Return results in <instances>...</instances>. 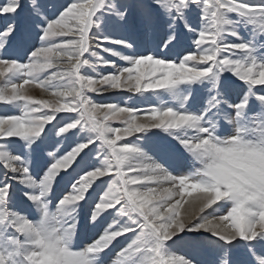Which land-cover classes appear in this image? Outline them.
<instances>
[{
    "label": "snow or ice",
    "instance_id": "obj_1",
    "mask_svg": "<svg viewBox=\"0 0 264 264\" xmlns=\"http://www.w3.org/2000/svg\"><path fill=\"white\" fill-rule=\"evenodd\" d=\"M0 105V264H264V0H0Z\"/></svg>",
    "mask_w": 264,
    "mask_h": 264
},
{
    "label": "rangeland",
    "instance_id": "obj_2",
    "mask_svg": "<svg viewBox=\"0 0 264 264\" xmlns=\"http://www.w3.org/2000/svg\"><path fill=\"white\" fill-rule=\"evenodd\" d=\"M25 89H26L27 94L32 95L36 98H46L50 100L52 99L49 93L44 92L42 88L37 87L34 84L26 85ZM99 102H112V101L104 99V98H100ZM17 111L18 110L8 111V109L5 106L0 105V114H4L5 112H7L8 114H15ZM113 126L122 127V125L118 121H114Z\"/></svg>",
    "mask_w": 264,
    "mask_h": 264
}]
</instances>
